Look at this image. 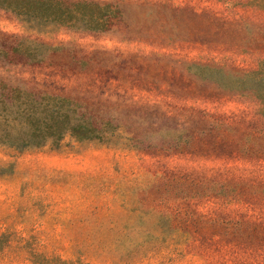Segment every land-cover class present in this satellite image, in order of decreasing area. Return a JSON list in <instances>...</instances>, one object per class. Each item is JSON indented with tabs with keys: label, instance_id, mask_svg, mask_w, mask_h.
Wrapping results in <instances>:
<instances>
[{
	"label": "rangeland",
	"instance_id": "rangeland-1",
	"mask_svg": "<svg viewBox=\"0 0 264 264\" xmlns=\"http://www.w3.org/2000/svg\"><path fill=\"white\" fill-rule=\"evenodd\" d=\"M105 31L0 7V92L75 99L100 139L0 144V264H264V0H99Z\"/></svg>",
	"mask_w": 264,
	"mask_h": 264
},
{
	"label": "trees",
	"instance_id": "trees-1",
	"mask_svg": "<svg viewBox=\"0 0 264 264\" xmlns=\"http://www.w3.org/2000/svg\"><path fill=\"white\" fill-rule=\"evenodd\" d=\"M0 7L26 20L56 23L73 28L105 31L118 17L120 9L99 0H0ZM52 47L28 37L4 35L0 38V59L40 63ZM99 128L82 106L71 97L58 94L37 95L28 90L0 92V144L18 150L60 143L71 135L79 140L100 139ZM47 264H88L53 258Z\"/></svg>",
	"mask_w": 264,
	"mask_h": 264
},
{
	"label": "crops",
	"instance_id": "crops-1",
	"mask_svg": "<svg viewBox=\"0 0 264 264\" xmlns=\"http://www.w3.org/2000/svg\"><path fill=\"white\" fill-rule=\"evenodd\" d=\"M258 39L260 43L264 45V25L259 24V35Z\"/></svg>",
	"mask_w": 264,
	"mask_h": 264
}]
</instances>
